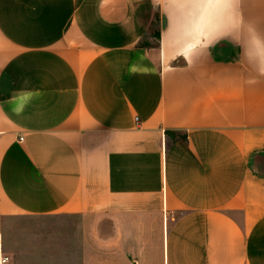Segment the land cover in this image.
I'll list each match as a JSON object with an SVG mask.
<instances>
[{
	"label": "crops",
	"instance_id": "crops-1",
	"mask_svg": "<svg viewBox=\"0 0 264 264\" xmlns=\"http://www.w3.org/2000/svg\"><path fill=\"white\" fill-rule=\"evenodd\" d=\"M0 245L264 264V0H0Z\"/></svg>",
	"mask_w": 264,
	"mask_h": 264
},
{
	"label": "rangeland",
	"instance_id": "rangeland-1",
	"mask_svg": "<svg viewBox=\"0 0 264 264\" xmlns=\"http://www.w3.org/2000/svg\"><path fill=\"white\" fill-rule=\"evenodd\" d=\"M53 223H50V220L42 219H9L4 223L2 228V235L5 241L10 244L9 247L12 250H16L18 245L22 243L27 235L25 232L27 230H38L40 228L49 227Z\"/></svg>",
	"mask_w": 264,
	"mask_h": 264
},
{
	"label": "built area",
	"instance_id": "built-area-1",
	"mask_svg": "<svg viewBox=\"0 0 264 264\" xmlns=\"http://www.w3.org/2000/svg\"><path fill=\"white\" fill-rule=\"evenodd\" d=\"M8 262H9V258L4 255V253L2 252L1 245H0V264H8Z\"/></svg>",
	"mask_w": 264,
	"mask_h": 264
},
{
	"label": "trees",
	"instance_id": "trees-1",
	"mask_svg": "<svg viewBox=\"0 0 264 264\" xmlns=\"http://www.w3.org/2000/svg\"><path fill=\"white\" fill-rule=\"evenodd\" d=\"M156 37H158V36L156 35Z\"/></svg>",
	"mask_w": 264,
	"mask_h": 264
}]
</instances>
